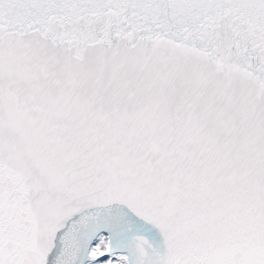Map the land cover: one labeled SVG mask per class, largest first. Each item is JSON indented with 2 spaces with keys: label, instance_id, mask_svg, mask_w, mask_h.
I'll return each mask as SVG.
<instances>
[{
  "label": "snow or ice",
  "instance_id": "snow-or-ice-1",
  "mask_svg": "<svg viewBox=\"0 0 264 264\" xmlns=\"http://www.w3.org/2000/svg\"><path fill=\"white\" fill-rule=\"evenodd\" d=\"M0 264H264V0H0Z\"/></svg>",
  "mask_w": 264,
  "mask_h": 264
}]
</instances>
